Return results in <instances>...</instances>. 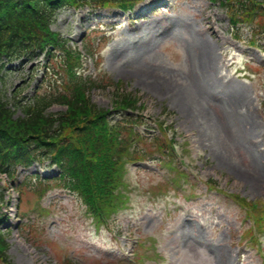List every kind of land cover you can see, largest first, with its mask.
Returning <instances> with one entry per match:
<instances>
[{"label":"rangeland","instance_id":"obj_1","mask_svg":"<svg viewBox=\"0 0 264 264\" xmlns=\"http://www.w3.org/2000/svg\"><path fill=\"white\" fill-rule=\"evenodd\" d=\"M145 8L144 2L138 11ZM152 12L132 15L129 24L128 14L104 11L93 19L63 9L51 28L79 47V37L91 29L99 58L97 64L87 60L84 71L108 81L90 91L91 101L111 108L116 95L132 93L151 120L172 121L190 142L177 147L187 164L185 178L179 188L163 190L157 184L174 172L154 164L130 168L128 207L108 226L95 227L77 198L55 190L39 203L32 182L16 207L18 195L8 182L4 189L2 175L1 212L12 226L7 253L13 264H166L171 255L177 264H264V224L254 231L248 208L240 205L264 204V51L231 39L224 12L208 0H164ZM238 67L247 72L236 73ZM29 70L5 75L0 97L10 98L18 86L20 95H31L37 79L23 82ZM213 93L223 100L212 102ZM164 108L170 114L162 115ZM34 170L40 172L37 164ZM207 178L217 187L207 188Z\"/></svg>","mask_w":264,"mask_h":264},{"label":"trees","instance_id":"obj_2","mask_svg":"<svg viewBox=\"0 0 264 264\" xmlns=\"http://www.w3.org/2000/svg\"><path fill=\"white\" fill-rule=\"evenodd\" d=\"M238 1L246 4H240L230 14L232 21L243 12L249 17L258 5L256 0ZM65 5L127 8L132 3L129 0H0V61L41 52L50 46L52 56L56 50L66 52V56H61L66 59L63 63L68 73L66 81L61 79L51 89L41 91L40 85L31 103L0 97V174L6 173L13 179L18 166L26 168L35 161L48 160L58 167L60 175L42 178L38 191L43 193L52 184L57 185L77 196L86 212L100 222L113 217L126 203V163L154 151L164 153L169 141L160 138L161 135L153 137L147 151L133 145V141L143 140L137 136L135 127L143 124L145 116L121 114L119 120L113 121L111 111L90 101L85 92L94 82L83 80L74 67L80 63V53L71 52L65 46L66 40L49 30L56 10ZM233 8L234 5L230 7ZM135 103L134 95L120 93L112 109L126 110ZM53 104L65 106V110L49 111ZM17 109L21 114L15 117ZM160 126L163 128V123ZM32 178L37 180L39 175H27L25 180ZM7 246L0 233L1 264L9 263Z\"/></svg>","mask_w":264,"mask_h":264},{"label":"bare ground","instance_id":"obj_3","mask_svg":"<svg viewBox=\"0 0 264 264\" xmlns=\"http://www.w3.org/2000/svg\"><path fill=\"white\" fill-rule=\"evenodd\" d=\"M150 85L154 88L155 86H157L158 85V81H157V79L155 78L154 80H152L151 82H150ZM161 85V84H160Z\"/></svg>","mask_w":264,"mask_h":264}]
</instances>
